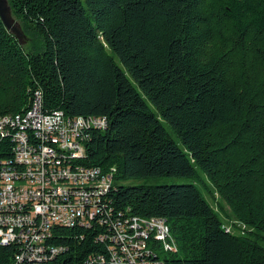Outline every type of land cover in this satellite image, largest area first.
I'll list each match as a JSON object with an SVG mask.
<instances>
[{
  "label": "trees",
  "instance_id": "1",
  "mask_svg": "<svg viewBox=\"0 0 264 264\" xmlns=\"http://www.w3.org/2000/svg\"><path fill=\"white\" fill-rule=\"evenodd\" d=\"M7 3L28 42L0 20V117L22 114L38 91L44 112L105 118L83 129L78 162L113 169L109 212L164 221L144 262L264 264V0ZM198 170L210 201L193 182L123 183ZM96 231L53 225L62 250L41 264H77L100 249ZM16 251L0 244V264Z\"/></svg>",
  "mask_w": 264,
  "mask_h": 264
},
{
  "label": "built area",
  "instance_id": "2",
  "mask_svg": "<svg viewBox=\"0 0 264 264\" xmlns=\"http://www.w3.org/2000/svg\"><path fill=\"white\" fill-rule=\"evenodd\" d=\"M90 119L94 128L106 124L98 115ZM68 134L73 130L67 118L59 109L42 111L38 91L10 134H3L0 123V138L11 141L10 157L0 158V244L17 246L8 264H41L61 251L50 235L51 227L63 222L97 229L100 249L77 264H140L152 252L144 249L146 232L155 233L158 224L135 223L120 209L109 212L113 169L79 163L83 145L65 148ZM17 158L27 159V174H20Z\"/></svg>",
  "mask_w": 264,
  "mask_h": 264
},
{
  "label": "bare ground",
  "instance_id": "3",
  "mask_svg": "<svg viewBox=\"0 0 264 264\" xmlns=\"http://www.w3.org/2000/svg\"><path fill=\"white\" fill-rule=\"evenodd\" d=\"M20 116H21V114L15 116V117H5V118H3L2 116L0 117V123H2L3 134L8 133V130H7L8 128L5 129V126H11V128H12V124L16 123ZM67 120L69 121V123L71 125V129L73 130V134L65 135V148H72V144L80 142L79 138L83 134V129L85 127H88V126H93V124H92L91 119L90 120H81L78 118H75V119L67 118ZM74 139H76L77 141L74 142L73 141ZM81 144H82V142H81ZM18 164L22 165V167H23V170L20 171V174H27V159L17 158V165ZM18 169H19V167H18ZM131 218H134L135 223H142V224L157 223L158 224V226H156V228H155V233L154 232H146V237L144 238V249H147L146 239L148 238L149 234H151V233L156 234L157 236H159V238H161V241H164L165 237H167V232L165 229V223L163 220H160V219L143 220V219H138L136 217H131ZM63 226H70V222H63ZM148 254H152V252H149ZM148 254L144 258H147ZM144 258L141 260L140 264H157V262L156 263H150V262L146 263V262H144Z\"/></svg>",
  "mask_w": 264,
  "mask_h": 264
},
{
  "label": "rangeland",
  "instance_id": "4",
  "mask_svg": "<svg viewBox=\"0 0 264 264\" xmlns=\"http://www.w3.org/2000/svg\"><path fill=\"white\" fill-rule=\"evenodd\" d=\"M84 4V3H83ZM86 7V5L84 4ZM28 42V36L25 37L23 43ZM131 82L134 86H136V83L131 79ZM148 105L154 110L153 105L145 98ZM163 126L167 129L171 137L175 140V142L181 146V143L175 134V132L169 127V125L161 119ZM74 142L77 140L74 139ZM184 182H193L200 192L203 194V196L206 198V200L210 201L209 196L205 193L203 188V183L210 186L211 184L200 170H198V175L196 177H190V176H183V175H154V176H147V177H139V178H129L127 180H124L123 183L125 184H136V183H143V184H161V183H184ZM218 214L221 217V213L218 212Z\"/></svg>",
  "mask_w": 264,
  "mask_h": 264
},
{
  "label": "water",
  "instance_id": "5",
  "mask_svg": "<svg viewBox=\"0 0 264 264\" xmlns=\"http://www.w3.org/2000/svg\"><path fill=\"white\" fill-rule=\"evenodd\" d=\"M0 20L6 29L9 30L20 43H23L25 34L18 21L14 20L12 17L7 0H0Z\"/></svg>",
  "mask_w": 264,
  "mask_h": 264
}]
</instances>
